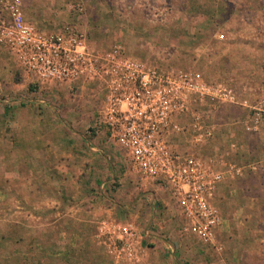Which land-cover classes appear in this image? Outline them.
I'll list each match as a JSON object with an SVG mask.
<instances>
[{
	"label": "rangeland",
	"instance_id": "374dc122",
	"mask_svg": "<svg viewBox=\"0 0 264 264\" xmlns=\"http://www.w3.org/2000/svg\"><path fill=\"white\" fill-rule=\"evenodd\" d=\"M8 1L18 3L24 19L40 30L54 31L64 24H72L85 31L89 43L99 49L107 50L112 44L120 43L128 54L145 62L193 71L207 81L231 86L236 93L243 84H248L264 95V65L260 67L263 69L259 68L261 75L256 76V55H253L261 51L264 54V0ZM242 39L251 43L245 47L248 56H235L232 48L236 45L230 44ZM245 59L248 63L244 67L240 61ZM80 83L76 81L73 84L77 87H70L49 82L39 89L24 78L14 57L0 45V264H24V256L25 264H116L97 237L100 214L87 215L84 198L89 197L99 201L119 198L127 204L135 194L144 198L149 193V202L153 205H145L146 212L136 222L140 228L149 224L151 233L165 244L163 250L158 249L157 260L162 259V254L168 261L179 264H201L200 248L207 249L204 256L210 261L223 256L224 238L219 235L217 240L216 233L221 234V229L226 228L229 211L234 214L242 208L239 213L264 216L263 204L244 209L245 203L241 202L245 201L244 195L233 193L229 205H223L218 200L220 194H216L212 202L220 222L215 242L222 249L205 246L185 230L186 220L168 190L133 172L128 158L111 143L97 144L104 148L99 154L110 170L108 185L86 189L83 199L80 190L70 194L61 186L60 174H65L64 171L45 172L46 167L38 157L28 155L34 150L41 155L45 149L46 142L39 135L55 136V143L62 149L66 146L63 134L77 137L86 133L93 137L97 133L102 96L91 83ZM255 97L254 92L253 98H247L252 104L249 105L264 108V100L255 105ZM37 116L41 124L25 125ZM51 118L57 121V127L47 124ZM229 118L219 111L210 116V121H216L218 126L222 124L225 129L236 126L239 134H251L244 126L235 123L232 126ZM263 128L264 125L258 131ZM30 133L38 135L37 139L27 138ZM174 141L186 143V138L175 137ZM225 142L208 140L198 148V153L214 166H223L228 161L244 165L247 156L238 154L243 152L241 141H230L237 145L234 153ZM215 148L221 154L216 158ZM256 158L253 154V160L248 163L258 162ZM33 164L36 172L31 170ZM224 187L220 183L217 190ZM261 192L264 198V191ZM73 196L78 199L72 202ZM18 197L26 200L25 203L17 202ZM69 210L78 211V219L70 220L65 215ZM231 227L235 230L239 226ZM72 231L78 235L74 236ZM151 240L150 236L141 240L136 257L129 264L150 262L154 245ZM193 257L196 262L190 261Z\"/></svg>",
	"mask_w": 264,
	"mask_h": 264
},
{
	"label": "built area",
	"instance_id": "2783aa9c",
	"mask_svg": "<svg viewBox=\"0 0 264 264\" xmlns=\"http://www.w3.org/2000/svg\"><path fill=\"white\" fill-rule=\"evenodd\" d=\"M0 45L39 89L49 82L91 83L102 96L97 131L120 148L133 172L168 190L186 231L222 249L215 242L220 217L212 200L222 180L240 174L242 167L227 162L217 168L198 148L212 138L210 116L221 104L248 107L244 128L249 132L264 125V108L240 100L225 83L135 58L120 43L99 49L72 24L40 30L24 19L18 3L8 0H0ZM181 136L186 143L174 141ZM151 234L149 224L140 229L129 220L99 225V238L116 264L131 263L143 237Z\"/></svg>",
	"mask_w": 264,
	"mask_h": 264
},
{
	"label": "crops",
	"instance_id": "0c3cea01",
	"mask_svg": "<svg viewBox=\"0 0 264 264\" xmlns=\"http://www.w3.org/2000/svg\"><path fill=\"white\" fill-rule=\"evenodd\" d=\"M231 45H236V48L235 47L232 48L235 49V54H234L235 56L238 54L241 55L245 54L248 56V52L245 47L247 45L251 46V43H248L246 40L242 39L239 43H232L230 44V46ZM253 55H256L255 59L257 63V68L259 69L264 65V54L261 51L260 53L259 52L253 53ZM240 62L245 67V65L248 63V59H245L244 61L241 60ZM257 68L256 71H254V73L256 76H260L261 75L260 69L263 68H260L259 70ZM237 90H238L237 93L235 90L234 91L240 100H246L248 103L249 101L247 98L249 96L253 98L255 92L256 97L253 100L255 105H260L261 103H263L264 100L263 93L259 94L257 92L258 91L257 89L255 90L253 87L248 86V84H243V86H241ZM219 111H221L222 115L227 114L228 116H230L228 121L232 126L235 123L236 125H240L242 127L244 126L247 120L249 109L248 107L239 104L223 103L218 107L217 110L211 113V116L212 114L216 115ZM41 122L42 120L40 117L38 116L33 118L31 117V119L25 122V125L41 124ZM212 123L214 125L213 135L209 141L212 140L213 141L221 140L222 142L227 141L225 143L227 144L229 143L228 148L230 151L232 150L231 152L237 150V145L236 143L230 141H236L237 143L241 141L239 144L241 145L242 147L241 150L243 152L242 154L241 152L238 154L239 156L240 155H244L245 157L247 156V162L244 165H239L235 162H231L236 166H241L242 172L238 175H235L234 177L226 176L222 180L221 183H223L225 187L224 190H217L216 192L217 196L218 193L220 194L218 200L220 202H223L222 203L223 205H227V204L229 205L230 199L232 198V194L237 192L238 194L244 195L245 197V201L244 202L241 201L242 203H245L244 204L245 210L249 206L255 207L259 204L264 205V198L261 195L262 193L261 191H264V128L260 131L250 132L252 135L248 134V132L247 134L245 132L243 134H239V131H237L238 129L237 130L235 129L236 126H234L232 129L231 127L225 129L222 128L221 126L222 124L218 126L216 121ZM47 124L57 127L56 126L57 121L54 118L49 119ZM63 136L65 138L66 146L62 149L61 148L59 149L58 145L55 143V141L57 140L55 136L47 135L46 137L45 136L41 137V135H39V139L43 138V140H45L46 142L45 149L42 152H40L41 155L36 154V151L34 150L33 152H31V154L28 155V157H32V158L38 157L37 160L40 161L43 167H46L44 169L45 172L61 173L64 171L65 174L62 173L64 176L60 174L61 177L60 182L62 184L61 186H63L64 189H66L70 194L75 192L77 193V191L80 190V192L84 194L82 195V199L83 196H85L86 189H90L92 187L96 188L97 186L99 188H103L104 186H107L111 180L110 179L111 176L108 177L110 170L107 167V164L105 163V159L103 158V156L99 154L104 150V148L102 146L97 147V144L99 143L101 145L110 144V141L104 138L103 132L97 131V133L93 137H91L89 134L86 133L80 134L77 137H74L72 134L69 133L63 134ZM29 137H32L34 140L37 139L38 135H35L34 133L32 134L30 133L27 138ZM98 138H100L101 140H98ZM74 144L77 145L78 147L73 148ZM28 150L30 151V149ZM213 152L215 158L221 155L220 150H216V148L213 150ZM253 154L257 155L256 158V160H258V162H256L257 165L256 163H251V164L248 163L249 160H253L252 159ZM226 163H224L223 166L220 165L219 166L215 165V166L217 168H224ZM31 165L30 166L28 165V167L30 168ZM33 166L34 168L32 167L31 170L33 172H36L37 169H35V164H33ZM252 166H254L253 169L251 168ZM52 182L50 181V183ZM258 194L261 195L262 198L261 196H258ZM144 196H145L144 198L142 197L139 198L135 194L132 197V199H130L129 202H127V204L126 202H121L124 200L122 199L120 200L119 198L115 200V199H107L103 197L104 198L103 201H99V199L96 198L89 199L90 197L89 198L86 197L87 199L84 198V200H86L84 206H86L85 209L87 210L88 216H91L90 213L100 214L101 218L98 220L99 225L100 222L103 220H120V221L129 220L134 222L136 226L140 228L139 223H137L136 221H138V218L141 216L142 212H146L144 206L149 203L153 205L152 202H149V198H150L149 193ZM74 199L77 200L78 198L74 197L72 202L74 201ZM25 201L21 200L19 197L17 198V202L25 203ZM56 201H58L59 203L58 199H56ZM58 203L54 205L58 206L59 205ZM121 203H125V204H121ZM73 204L75 205L77 204V202L75 201ZM239 210L243 211L242 208H238L234 214L233 212L229 211V213H227L228 215H226L225 218L226 228L224 230L221 229L220 231L221 234H218V232L216 233L217 240L219 235H221V237L224 238L223 256L217 259L214 258L212 259V261H210L207 258V256H204V252H205L204 250L207 251V249L200 248L201 250L198 251V253L203 255L201 256L199 261L201 264H264V216H261L260 214L249 215V214L239 213L238 212ZM65 215H67L70 218V220L73 221L78 219V211L69 210L67 213H65ZM255 223L256 225H254ZM233 224H236L237 227L238 226L239 227L233 230L231 227L233 226ZM72 232L74 234L75 231ZM73 234L71 235L73 236ZM76 235H78V233L74 234V236ZM97 235H98L97 237L99 238V226H98ZM149 236L150 238H152L151 241L154 243V245L152 246V250L150 251L151 260L148 264H154L155 262L156 264H179L178 262L172 260L168 261L164 256H162V254H161L162 259L157 260L156 255L158 253V249L163 250V246H165V244L163 243V241L156 238L154 234H151ZM171 252L172 251L170 250L169 251L170 255ZM191 260L192 262H196V259L194 257L193 259H190V261ZM22 262H24L25 264L26 262L25 256L23 257Z\"/></svg>",
	"mask_w": 264,
	"mask_h": 264
}]
</instances>
